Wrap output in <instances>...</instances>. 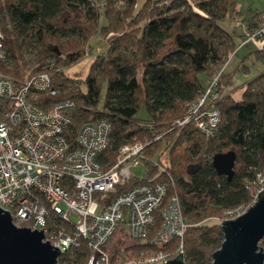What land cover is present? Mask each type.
I'll use <instances>...</instances> for the list:
<instances>
[{
    "label": "trees",
    "instance_id": "obj_1",
    "mask_svg": "<svg viewBox=\"0 0 264 264\" xmlns=\"http://www.w3.org/2000/svg\"><path fill=\"white\" fill-rule=\"evenodd\" d=\"M236 1L145 0L138 6L135 0H0L7 55L0 71L16 82L41 69L47 72L57 95L39 93L38 103L75 101L68 132L73 143L84 124L107 121L109 143L98 156L105 168L116 161L121 146L147 144L141 160L144 177L132 176L94 196L104 205L136 186L168 181V194L179 197L186 220L185 264H211L223 241L218 223L223 211L250 205L247 186L255 173L264 172V72L236 88L242 89L239 101L223 94L220 84L215 107L221 122L215 135H203L191 123L177 124L186 114V104L205 88L204 82L237 52V29L226 31L220 25L237 15ZM97 34L104 39L114 36L106 52L94 59L84 79L68 78L64 70L88 54V42ZM249 56L264 66V49L252 51L240 59L239 71L245 74ZM52 60L59 66L51 68ZM30 66L35 68L28 76ZM102 88L106 93L99 109ZM142 107L148 114L145 120L138 118ZM229 151L236 153L231 181L218 176L211 163L213 155ZM160 224L156 215L148 240L131 249H147ZM112 238L106 247L111 258L120 250L111 247ZM179 244L173 238L163 250L172 259L179 254ZM259 245L264 246V239ZM90 255L87 242L76 237L59 262L87 264Z\"/></svg>",
    "mask_w": 264,
    "mask_h": 264
},
{
    "label": "built area",
    "instance_id": "obj_2",
    "mask_svg": "<svg viewBox=\"0 0 264 264\" xmlns=\"http://www.w3.org/2000/svg\"><path fill=\"white\" fill-rule=\"evenodd\" d=\"M258 19L254 28L239 18L233 20V27L241 31L242 44L264 39V12ZM6 58L0 31V62ZM220 72L186 104L185 116L177 121L179 126L191 123L203 135L216 134L221 122L215 107L221 96ZM39 93L57 95L47 72L16 82L0 71V209L10 214L13 224L42 231V242L57 247L60 257L75 244L76 237H81L91 251L87 264H167L171 258L163 249L173 238L179 239L178 252H183L186 220L179 197L168 194V181L136 186L104 205L94 196L128 181L147 144L121 146L116 161L105 168L98 156L108 146L110 124L105 120L84 124L73 143L68 132L75 101L64 99L43 106L38 103ZM247 189L251 204L224 210L219 225L241 216L256 201L264 189V172L255 173ZM156 215L161 219L160 228L145 252L133 255L119 248L111 258L106 247L116 233L146 242ZM50 217L60 226L49 222ZM60 257L57 264H63Z\"/></svg>",
    "mask_w": 264,
    "mask_h": 264
},
{
    "label": "water",
    "instance_id": "obj_3",
    "mask_svg": "<svg viewBox=\"0 0 264 264\" xmlns=\"http://www.w3.org/2000/svg\"><path fill=\"white\" fill-rule=\"evenodd\" d=\"M236 153L229 151L212 156L211 163L218 176L231 181ZM223 241L212 254L211 264H264V189L241 216L224 220L220 225ZM44 239L42 231L13 224L10 214L0 209V264H57L61 253ZM167 264H185L179 253Z\"/></svg>",
    "mask_w": 264,
    "mask_h": 264
},
{
    "label": "rangeland",
    "instance_id": "obj_4",
    "mask_svg": "<svg viewBox=\"0 0 264 264\" xmlns=\"http://www.w3.org/2000/svg\"><path fill=\"white\" fill-rule=\"evenodd\" d=\"M135 1L138 3L137 4L138 6H141L145 0H135ZM249 1L250 0H246L245 4H247V2H249ZM257 2H259L258 6H255L254 8L261 9L262 8L261 6L264 4L263 0H257ZM233 20H235V18L232 19V21ZM224 22H227V20ZM228 22H229V20H228ZM100 24L101 25L104 24L103 18H101ZM229 25H230V22H229ZM227 29L229 31L231 30L230 27ZM113 37L114 36L109 35L106 39H104L103 37H101L98 34L94 35L88 42V47H89L88 54L78 63L71 65L70 67H67L64 70V74L68 78L84 79L86 77V75L88 74L90 65L92 64L94 59L98 56L103 55L106 52L107 47H108V43H110V41L113 39ZM28 57L29 56L26 54L23 56V59L27 60ZM227 62L228 63L225 64V66L223 67L222 71L219 74V81H220V84L222 85V88L224 89L225 94H229V90L233 89L235 86L245 84V83L251 81L254 77L258 76L259 75L258 68L262 67L260 64L253 65V64H256V63H254V61H249L247 63V66L251 70L250 73L248 72L247 74H245L242 71H239V73H238V72H236V68L238 65L237 57L232 58L230 61L227 60ZM49 64H50L51 68L59 66L58 64H55V62L53 60L50 61ZM34 68H35L34 66L29 67V73H27L28 76L31 74L30 72ZM41 71H44V70L43 69L38 70V71H36V73L41 72ZM105 93H106L105 89L102 88L101 89V99L99 102V109L102 107V104L104 102ZM241 94H242V89H238V90L233 92V98L236 101H239L241 99ZM147 117H148L147 111L144 107H142L139 110L138 118L145 120V119H147ZM162 159H164V157H162ZM145 174H146V167L144 166V164L142 162L137 163V165L131 169V175L137 179H141L142 177L145 176ZM70 220L72 222H74L76 220V218L72 215L70 217ZM208 223H209V225H212L213 223H215V221H209ZM112 242H111L113 244V245L111 244L112 248H116V249L122 248V249H125V252H130V251L133 252V255H136L140 251L145 252L144 249H134V248L131 249V247H133L136 243H139V242L128 238L126 235H124L123 232L116 233L112 238ZM261 247L263 248V251H264V246H261Z\"/></svg>",
    "mask_w": 264,
    "mask_h": 264
},
{
    "label": "crops",
    "instance_id": "obj_5",
    "mask_svg": "<svg viewBox=\"0 0 264 264\" xmlns=\"http://www.w3.org/2000/svg\"><path fill=\"white\" fill-rule=\"evenodd\" d=\"M245 1L246 0H237L236 1V10H237V15L233 16L231 19H227V22H222L220 25L221 27L226 30V31H229L227 28H231L232 29V26H233V21L232 19H241L243 20L244 22H246L251 28H254L258 25L259 23V19H258V15L260 12H264V4L261 6L262 8L261 9H257V8H254L255 6H258V3L257 0H250L249 2H247V4H245ZM263 3H264V0H263ZM230 22V25H229V22ZM225 25V26H224ZM231 31V30H230ZM236 38L239 40V44H238V48H237V52L235 54H233L232 56H230L231 58L228 59L229 61L234 58V57H237L238 59V65H237V68H236V72L239 73V69H240V59L246 55H248L250 52L252 51H255V50H262L264 49V39L262 40H259L257 42H252V43H247V44H242L241 43V40H240V37H241V31L240 30H237V33H236ZM249 61H254V63L256 64H253V65H257V64H260L258 63L257 61H255L254 57L253 56H249V58L246 60L245 62V65H247V63ZM228 63V62H227ZM226 63V64H227ZM262 67L261 68H258V71H259V74L263 73L264 72V66L262 64H260ZM258 67V66H257ZM250 69H249V73H250ZM257 77V76H256ZM255 78V77H254ZM253 78V79H254ZM210 78L208 80H206L204 82L205 86L207 85V83L209 82ZM246 84V83H245ZM244 84L242 85H237L235 86L233 89H230L229 90V94H231L233 96V92L238 90L236 88L238 87H241L243 86ZM221 92L223 94L224 93V89L222 88V85H221ZM227 95V94H225Z\"/></svg>",
    "mask_w": 264,
    "mask_h": 264
}]
</instances>
